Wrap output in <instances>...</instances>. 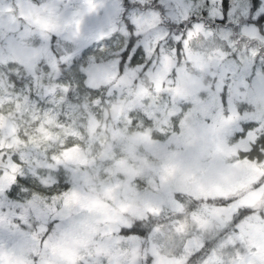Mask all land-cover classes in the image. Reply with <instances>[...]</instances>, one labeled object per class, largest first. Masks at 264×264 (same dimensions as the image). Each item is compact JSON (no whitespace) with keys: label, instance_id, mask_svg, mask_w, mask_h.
Wrapping results in <instances>:
<instances>
[{"label":"snow or ice","instance_id":"snow-or-ice-1","mask_svg":"<svg viewBox=\"0 0 264 264\" xmlns=\"http://www.w3.org/2000/svg\"><path fill=\"white\" fill-rule=\"evenodd\" d=\"M25 8L36 17L30 22L34 31L28 34L29 47L55 61L60 72L55 83L63 91L51 89L45 80L38 88L23 64L8 63L3 68L18 103L25 100L51 112L57 103L62 110L79 106L85 93L98 99L111 86L90 89L81 69H103L112 63L120 74L128 69L163 71L174 64L168 74L169 104L171 88L180 87L181 71L210 79L212 95L197 115H190L188 105L176 103L180 111L171 118V130L154 136L157 143L177 142L176 151L161 157L154 186L140 192L135 180L127 185V191L143 198L145 218L122 215L117 235L124 241L148 240L159 226L156 218L166 217L171 226L192 200L208 199L194 188L224 181L227 173L213 158L221 122L233 116L239 120L230 138L233 144H246L247 151L240 153L238 162L264 165V121L245 120L250 105L234 100L236 93L264 99V0H94V6L89 0H18L21 13ZM20 19L27 22L23 14ZM249 40L243 56L233 51L237 41ZM85 44L92 46L77 57L76 49ZM37 67L45 74L52 71L44 60ZM73 84L79 95L72 91ZM137 125L151 129L152 120L142 115L132 121ZM11 162L10 171L0 169V264H68L55 250L71 246L90 230L93 211L83 209L84 197L62 165L52 161L47 171H29L19 156ZM177 177L183 180L182 190L164 191ZM245 199H220L218 207L204 204L192 211L198 234L182 244L181 254L170 264H226L224 253L235 257V241L243 236L249 238V250L233 264H264V212L245 204ZM74 208L81 210L74 213ZM145 264H156L155 258L146 257Z\"/></svg>","mask_w":264,"mask_h":264},{"label":"rangeland","instance_id":"rangeland-1","mask_svg":"<svg viewBox=\"0 0 264 264\" xmlns=\"http://www.w3.org/2000/svg\"><path fill=\"white\" fill-rule=\"evenodd\" d=\"M116 2L119 4L120 0ZM139 2L146 4L149 0ZM89 4L94 6V0H89ZM21 14L27 17V22L20 19ZM35 18L29 16V10L26 8L21 13L18 9V0H0V169L10 171L14 167L12 157L19 156L29 171L37 169L47 171V165L55 161V164L62 165L71 174L78 192L84 197L83 209L87 211L90 208L96 218L90 230L80 239L71 246L55 250L59 257L68 261V264H79L81 260L87 264H144L146 257L149 256L155 258L156 264H170L174 257L167 255L165 249L173 245L174 241L168 232L170 226L166 217L156 218L159 225L156 231L151 238L140 243H129L121 239L117 235V226L123 222L121 217L125 212L132 213L136 218H145L143 198L136 196L132 191H127L126 187L132 180H135V188L140 192L154 186V182L157 181L156 167L161 157L165 153L177 150L175 139L166 144L157 143L154 136H158L156 133L171 130V118L180 111L175 106L176 103L188 105L193 109L190 115H197L205 99L212 95L209 90L210 79L192 71H181L177 74L180 87L171 88L172 103L169 104L165 103L170 94L168 74L174 72V64L169 63L163 71L152 70L142 73L140 69H128L120 74L116 63H112L106 64L103 69H81L82 74L84 72L88 75L90 89L100 90L104 86H111L109 91H101L98 99H94L91 93H85L80 97L79 106L62 110L57 103L51 112H45L25 100L18 103L3 68L8 63L23 64L28 74L33 76L38 88L42 87L41 80H45L51 89L63 91L55 83L60 75L55 61H50L44 52L36 53L29 47L28 34L34 31L30 28V22ZM238 43L233 46V51L243 56L249 45ZM59 46L57 42V47ZM91 46L85 44L78 47L75 55L79 57L82 53L88 52ZM41 60L51 66V72L45 74L38 69L37 65ZM146 81L154 84L155 91ZM165 88L167 91H164ZM72 91L79 95L75 84L72 85ZM234 100L247 101L250 105L245 120L264 121V99H253L248 94L236 93ZM116 101L120 103L117 105ZM106 103L113 104L114 110L118 112V119L113 122L110 142L101 141L95 144L100 148V155L91 163L79 145L63 151L59 156L51 155L42 146L40 139L29 137L20 128L23 123L24 129H28V122L39 115L47 117L50 122L62 124L63 127L72 125V135L80 140H88L91 144L93 143L91 133L99 131L98 125L103 105ZM142 115L152 120L151 129L143 128L142 125L132 126V121L140 120ZM108 119L111 120V117ZM238 122V118L233 116L218 125L219 142L229 140ZM86 130L89 135L82 136L81 133ZM5 136H8L9 140L15 137L14 143H11L8 149L3 147ZM48 138L45 135L44 139ZM13 146L17 149L15 152L12 151ZM237 151H247V145L238 144L231 152L213 153L218 168L227 173L222 183L209 185L218 193H223L225 187L233 192L244 191L255 183L260 175H264V165L238 160L231 163V157ZM182 184V178L177 177L164 191H181ZM197 192L208 197L205 186L197 188ZM153 202L159 204L160 199L155 198ZM244 203L256 207L259 212V207L264 203V189L260 192H250ZM79 210L81 209H72L74 213ZM235 244L239 250L235 254V258L238 259L247 253L250 241L247 236H243L237 238ZM47 252L52 253L53 249L49 247ZM224 257L227 258V264H233V253L225 252Z\"/></svg>","mask_w":264,"mask_h":264},{"label":"clouds","instance_id":"clouds-1","mask_svg":"<svg viewBox=\"0 0 264 264\" xmlns=\"http://www.w3.org/2000/svg\"><path fill=\"white\" fill-rule=\"evenodd\" d=\"M149 87L155 91V86L149 81H146ZM167 91V88L164 89ZM120 101H116L115 104H119ZM111 117V120L108 118ZM118 119V112L114 110L113 104L106 103L103 105L102 116L100 124L98 125L99 131H93L91 136L93 138V143H88V140H80L76 136L72 135V125L68 127H63L62 124L56 122H50L47 117H41L37 115L34 119H31L29 123L28 129H24L23 123H21L20 128L25 132L29 137H36L42 141V146L46 151L50 152L51 155H61L63 151L70 150L71 148L77 147L78 145L84 151V154L89 157V163L93 159H98L100 155V148L96 147L95 144L104 141L110 142L111 140V129L113 122ZM39 121V122H37ZM105 123H107V127H105ZM155 132V129H154ZM160 135V133H156ZM19 135V133H17ZM45 135L49 138L44 139ZM82 136H88L89 133L87 130L81 133ZM15 137H12L9 140L8 136L3 137V147L5 149L9 148L11 143H14ZM236 148V144H233L231 138L228 141H220L218 152H231ZM17 149L13 146L12 151L15 152ZM239 151L236 152L235 155L231 157V163L236 162L240 158ZM259 184L260 187L257 188L256 185ZM207 187L208 199H200V200H192L188 206V209L180 215L175 217L176 223L172 224L168 228V232L170 237L173 239L174 244L165 249V253L171 257H178L182 251V244L198 234V230L196 229L195 223L191 216V212L196 210L197 208H202L204 204H208L210 206H219L220 199H231V198H247L250 192H260L261 189H264V175H260L255 183L250 185L249 188L244 191L233 192L228 190L226 187L224 188L223 193H218L214 188L210 186ZM194 191H197L194 188ZM259 212H264V203L258 209ZM205 239L207 237H204ZM82 255H86V253H82ZM227 264V258H225ZM236 259L235 257L232 260ZM79 264H87L86 261L81 260Z\"/></svg>","mask_w":264,"mask_h":264},{"label":"trees","instance_id":"trees-1","mask_svg":"<svg viewBox=\"0 0 264 264\" xmlns=\"http://www.w3.org/2000/svg\"><path fill=\"white\" fill-rule=\"evenodd\" d=\"M214 27H226V26H214ZM238 42H239V41H237V43H238ZM237 43H236V44H237ZM239 43H240V42H239ZM239 43H238V44H239ZM249 44H251V40H249L248 43H247V44H244V45H249ZM143 263L145 264V262H143Z\"/></svg>","mask_w":264,"mask_h":264}]
</instances>
